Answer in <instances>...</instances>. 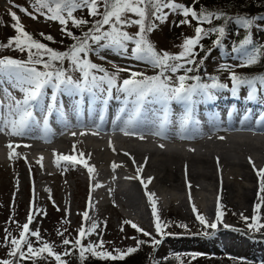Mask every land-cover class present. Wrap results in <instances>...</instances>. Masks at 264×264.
I'll return each instance as SVG.
<instances>
[{"label": "rangeland", "instance_id": "1", "mask_svg": "<svg viewBox=\"0 0 264 264\" xmlns=\"http://www.w3.org/2000/svg\"><path fill=\"white\" fill-rule=\"evenodd\" d=\"M195 1L198 0H177V2L189 7ZM14 4L28 8L29 12L32 11L31 0H0V43L6 44L10 37L16 35L14 29L11 27L13 21L8 15L10 9L17 12L21 23L25 26V30L34 37L40 36V33L51 35L54 37L53 44L61 48H66L72 43L70 38L62 35L61 25L58 22L49 21L43 16L32 19L14 7ZM260 4L263 5L264 0H261ZM165 11L167 12L168 10L165 9ZM86 14V12L76 13L77 16L82 15L84 17ZM254 14L255 16H262L264 15V9L258 10ZM182 19L185 18L179 13H169L164 22L155 21L156 27L148 36L158 51L177 54L182 50L180 46L183 41L194 35L196 26L194 21L191 24H181L180 21ZM261 23L264 24V22ZM236 27L239 26L234 23L233 28ZM136 30L135 27L128 29L132 33ZM241 31L243 36L244 31L242 29ZM252 34L257 43L264 42V29H253ZM233 44L234 42L230 41L229 45L214 48L210 57L207 58L208 62L200 69V71H203L201 74L206 77L217 76L221 82L229 84L230 87L229 73L227 70H221V66L236 65L238 63V60L235 58L237 54L231 51ZM11 55L25 58L27 53L20 52L14 47L0 48V58H10ZM104 55L108 57L109 61H114L121 67H131L133 71L152 72L155 70L145 62L107 52ZM91 58L97 64H103L106 68L112 70L110 63L98 59L96 55H91ZM65 66H67V63ZM236 69L238 68H233L234 71ZM122 78H128V73H120V82ZM4 84L9 90H12L11 85L6 81ZM50 91L48 89L49 93ZM226 91L230 93L229 90ZM244 92L246 90L241 89L240 94ZM14 95L17 97L21 96L19 91H14ZM61 95L67 98L71 97L69 95ZM117 95L121 96L119 101L123 102V95L116 93L114 90L113 96ZM257 96L264 100V95L258 93ZM156 104V106L160 105ZM74 106L66 105L62 108L67 107V110L72 112L70 107ZM180 106L173 102L170 107L172 112L175 110L177 114H180L182 108ZM174 114L175 112L171 116ZM72 115H68V118L71 120L74 117H71ZM77 117H84L86 120H90L92 114L91 112H87L85 114H78ZM260 118H264L263 113L260 114ZM81 120L64 122L56 135H50L47 138V142H40L33 132L25 131L23 136H12L6 132L0 133V258H8V248L3 246L5 228L13 236H18L20 229L17 228V223L15 222H18L20 225L26 223L28 213L34 203L35 207L44 209L46 215H36L33 223L30 225V229H39L41 237L53 243L55 251L58 253H63L65 247H69L62 245L63 238L74 240L78 235L77 230L82 225L89 227L91 223L95 222L99 227L95 233L85 238V244L88 242H98L102 237L106 242L105 249L108 251L114 248L124 251L130 245L142 248L148 256H146L147 258L141 264H161L168 260H172L170 264H213L211 260L206 259L207 257L198 255L193 259L191 256L192 253L201 254L203 251L208 250H214L215 252L219 250L227 258L235 259L244 256L255 258L258 262L264 263V242L260 241L257 244V242L249 237L250 235L263 234L264 230L256 233L247 229L240 214L243 213L244 216L251 217L253 211L248 209V203H245L244 199L240 196L236 195L233 197V194L236 193L234 190L241 193V191L243 192V187H254L257 185L253 178L251 181H247L244 173L248 172L256 175V169L264 168V131H250L243 127V131L251 132L245 134L242 133L243 131H239L242 129L235 131H232V129L226 130L221 124H218L217 126L206 127L203 130L204 132H199V136L197 134L186 135L182 139L170 141L163 140V138L158 137L159 135H154L151 131L142 130L138 127L139 131H135V134L125 135L124 132H105V130L94 128L91 123H84ZM177 127L182 128L181 123L178 122ZM246 128L249 127L246 126ZM140 136H143V139ZM162 137L164 136L162 135ZM220 137H223V139ZM107 141L108 143H106ZM175 141H182L183 143H176ZM10 142L14 146L19 145V147L15 148L16 152L17 148L21 150V153L17 152L18 155L11 159L9 158V149L7 147ZM100 143L103 144L100 145ZM96 147L100 148L96 149ZM179 147L183 149L181 150ZM173 150L175 151V155L172 152ZM80 153H83L84 156H80ZM57 154L73 155L77 159L86 158L87 163L95 169L92 177L90 178L88 170L83 164H76V166L70 162L64 163L65 161H60L57 164ZM173 155H177V165L171 161L167 163L170 165L175 164V174L170 171L169 175L164 178L165 170L161 160ZM41 157L43 158L42 160ZM101 157H104V159ZM133 158L135 163H133ZM206 158L209 160L207 165L202 161V159ZM249 158H251V163ZM113 163L117 164L118 167L113 169ZM250 164H254L256 169ZM137 165L143 166L139 179L133 178L137 175ZM204 166L206 167L204 168ZM184 170L186 171L184 172ZM160 171H163V173L161 174ZM203 172L207 174L210 172L209 175L211 177L205 176ZM235 174L237 175L236 179L234 178ZM149 177L152 180L148 184L147 191L155 193L154 199L157 201L161 220L170 224V227L165 229L166 233H171L169 235H159L155 232L151 205L148 201L146 190L140 182L141 179L147 181ZM96 183L102 186L96 188L94 187ZM225 184H227L228 198L232 199L230 201L235 202L236 206L234 203L235 207L232 212L228 207H225V210L221 209L224 213L222 217L223 224L217 223V228L229 225L230 227H236L241 232H237L238 235L231 233L230 236H239L240 238L226 244L225 250L223 249L224 251H222L215 242L214 233L211 228H204L196 220V213L193 212L192 207L200 203L201 210L195 206L198 212L204 215L210 223L217 222L215 218L217 203L219 201L220 204V199L222 200V197H220L221 189ZM90 187L92 188L91 206H89ZM257 194L255 197H257ZM197 198H199L198 202H196ZM53 201L55 202L54 204ZM257 202L259 201L256 198L255 203ZM237 203L239 207H237ZM262 206L261 216L262 221H264V205ZM84 211L89 212L90 219L88 221L83 220L82 213ZM125 221L135 223L151 233V237H146L142 233L137 232L131 227V224H125ZM182 224L186 225L187 228L179 226ZM58 231L64 233L63 237L57 234ZM205 232L207 235H204ZM243 232L246 236L240 235ZM225 236H229V232L220 235L223 241L225 240ZM133 237L136 239H133ZM153 238L159 239L161 241L160 244L153 246L151 242ZM31 239L34 246H39L36 245L34 237ZM137 239L145 241V246L137 245ZM223 241H218V244L222 247L225 246ZM186 254L190 256L187 257ZM69 256L63 257L67 263H70ZM225 256H223V259H226ZM23 263L33 264L29 260H25ZM36 264H56V262L54 258L49 257L45 262L40 259L37 260Z\"/></svg>", "mask_w": 264, "mask_h": 264}, {"label": "snow or ice", "instance_id": "2", "mask_svg": "<svg viewBox=\"0 0 264 264\" xmlns=\"http://www.w3.org/2000/svg\"><path fill=\"white\" fill-rule=\"evenodd\" d=\"M13 6L32 19L43 16L49 21L58 22L61 25L62 35L70 38L72 43L64 51L53 49L41 40L35 39L31 33L25 30L17 12L9 10L8 15L13 21L11 27L16 35L10 37L6 44L0 43V48L14 47L20 52H26L27 60L0 58V85L6 81L12 89L0 86V93H2L0 96V132H6L8 135L23 136L34 121L39 123L35 114L36 110H39L46 128L49 118L53 114H58L61 118L66 119L65 113L60 110L63 107L59 103L61 94L76 97V108L85 103V98L90 105L95 103L107 105L109 100L121 98L120 95L113 97L114 90L116 93L122 94L125 106L121 111L128 112V105L131 104V111L128 112V118L125 121L126 127L122 129L125 135L135 134L131 131V126L137 122L144 105L149 102L161 105L162 116L157 125L158 128H163L170 122L171 104L174 102L181 105L180 123L183 127L192 118L193 106L197 102V97L203 100H213L215 99L214 91L229 90L232 97L238 99L242 88L246 89L244 99L249 102L256 100L258 93L264 95V75H241L233 70V68L239 67H252L264 60V42L257 43L252 34L253 29H264V24L261 23L264 22V15L236 14L230 16L225 11L211 10L207 7H202L197 11L193 7L177 2V0H31V12L21 5L14 4ZM165 9L168 11L166 12ZM77 12H86L88 18L82 15L77 16ZM169 13L181 14L185 18L180 21L181 24L196 22L194 35L183 41L180 46L182 50L177 54L158 51L148 36L156 27L155 21L164 22ZM213 21H220V23L214 25ZM232 22L244 31V35L231 48V51L237 54L235 58L238 63L221 66V70L228 71L231 86L221 82L217 76H210L211 82L205 83L202 82L199 75H190L199 72L204 64V59H206V56L198 59L197 49L206 53L211 51V49H205L201 41L208 36L215 35L213 47H220L226 38V26ZM205 24L210 26L206 28ZM133 27L137 29L134 33L128 31ZM72 28L80 30V34L77 35L71 30ZM40 36L47 41H54V37L51 35L40 33ZM105 52L145 62L157 70L156 74L148 76L143 72L133 71L131 67H121L114 61H109L108 57L104 55ZM91 55H96L98 59L110 63L112 70L103 64L94 62L90 58ZM66 63L67 66H65ZM120 73H128V78H124L120 82ZM190 81H194V83H190ZM48 89L51 90L50 93ZM13 90L19 91L21 96L14 95ZM155 134L161 135V132L157 131ZM140 138L143 139V136ZM220 138L223 139V137ZM7 147L10 159L18 155L15 148L19 145L14 146L10 142ZM80 156H84V154L80 153ZM249 159L251 163V158ZM56 160L57 164L60 161L70 162L73 165L83 164L87 168L90 178L95 171L94 167L87 163V160L77 159L73 155L57 154ZM133 163H135L134 158ZM116 167L118 165L113 163L112 168ZM253 167L255 169L254 164ZM136 171L137 175L133 178L139 179L143 166H138ZM255 171L259 181L257 194L259 202L255 203L251 217L244 216L243 213L240 215L248 230L259 233L264 230V221L261 216V207L264 205V195H262L264 194V168ZM151 180L152 178L149 177L147 181L141 179L140 182L146 190L151 205L155 232L159 235H169L171 233H166L165 229L170 227V224L161 220L157 201L154 199L155 193L147 191ZM101 186L99 183L94 185L96 188ZM91 190L90 187L89 206H91ZM221 207L218 201L217 222H220L224 215ZM57 210L59 209L57 208ZM192 210L196 213V220L204 228H217V222L210 223L194 205ZM39 214L46 215V211L35 207L33 203L26 223L20 225L18 222L12 221L17 223V228L20 229L18 236H13L5 228L3 246L8 248V258H0V264H23L25 260L36 264L37 260H47L49 257L54 258L56 264H67L63 257L73 254L74 251H78L81 261L86 258V254L102 260L115 261L122 260L138 250L137 247H129L126 251L120 249L108 251L105 249L106 242L102 237L98 242L85 244V238L95 233L99 227L97 223L93 222L89 227L82 225L77 230L78 235L74 240L63 238L62 245L69 247H65L63 253H58L55 251L53 243L41 237L39 229H30L35 216ZM82 217L84 221H88L90 219L89 212L84 211ZM124 223L131 224L132 228L146 237L152 235L135 223L130 221ZM179 226L187 228L183 224ZM224 227L227 228L229 225H224ZM234 230L240 231L239 229ZM57 234L62 237L64 235L60 231ZM204 235L207 233L205 232ZM32 237L35 238L36 245L39 246H34ZM133 239L136 238L133 237ZM136 242L137 245L145 243L139 239ZM151 242L155 246L159 245L161 241L153 238ZM198 255L201 254H191L193 259Z\"/></svg>", "mask_w": 264, "mask_h": 264}, {"label": "trees", "instance_id": "3", "mask_svg": "<svg viewBox=\"0 0 264 264\" xmlns=\"http://www.w3.org/2000/svg\"><path fill=\"white\" fill-rule=\"evenodd\" d=\"M261 0H198L195 1L193 3V5L191 7H193L194 9H196L197 11H199L202 7H207L208 9L211 10H222L225 11L228 15L230 16H235L236 14H246V15H252L255 16V12H257L258 10L264 9V4H260ZM85 18L87 17V14L85 16ZM195 25L196 22L194 21ZM220 23V21H213L214 25H218ZM210 25L205 24L204 27H209ZM234 27V22L227 24L226 26V38L223 40V43L221 46L224 45H229L230 41H233L234 43L238 42L243 36H242V31L239 27L233 28ZM73 32H75L77 35L80 34V30L78 29H71ZM35 39L41 40V42L48 44L50 47H52L53 49L59 50V51H64L66 50L68 47L66 48H61L60 46H55L53 44L52 41H47L45 40L43 37L41 36H35ZM216 39L215 35H211L208 36L206 38H204L201 41V44L204 46L205 49H211L210 52L206 53L204 51H199V49H197V51L199 52V58H203L206 56V59H204V64L202 67H204L206 65L207 58L210 57L212 51L214 50L213 47V41ZM10 58H16V59H20V60H27V56H25V58L21 57V56H17V55H11ZM91 58V57H90ZM92 59V58H91ZM94 61V60H93ZM95 62V61H94ZM156 69L152 72H148V71H137V72H143L148 76L154 75L156 74ZM236 72L238 74L241 75H249V76H259V75H264V60H262L260 63L252 66V67H240L238 69H236ZM201 73H203V71L199 72H194L191 73L190 75H199L201 77L202 82L205 83H210V79L209 77L203 76ZM124 78L121 79V82ZM190 83H194V81H190ZM222 91V90H219ZM60 224H62L61 221H59ZM63 225V224H62ZM64 227H66L64 225ZM142 246H145V243L142 244ZM129 247H133V246H128ZM127 248L124 250L126 251ZM115 249V248H114ZM113 251V250H111ZM115 254V253H114ZM148 256V254H146L144 252V250L142 248H138V250L134 253H131L129 255H127L124 259L122 260H102L96 257H92L90 254H86V258L81 261L79 259L78 256V251H74L73 254H71L69 256V260L70 263L67 264H141V262L146 259ZM183 256V255H181ZM186 256H190L189 254H186ZM202 257H207L206 259H209L212 261L213 264H261L259 262L256 261H252L249 259H232V258H227L223 259L224 255L218 253V252H211L210 250L208 251H203L201 253ZM51 258V257H50ZM41 261H47L45 259H40ZM225 261V263H223ZM172 260H168L165 261L161 264H170ZM24 264V263H23Z\"/></svg>", "mask_w": 264, "mask_h": 264}, {"label": "bare ground", "instance_id": "4", "mask_svg": "<svg viewBox=\"0 0 264 264\" xmlns=\"http://www.w3.org/2000/svg\"><path fill=\"white\" fill-rule=\"evenodd\" d=\"M1 86V85H0ZM20 93V92H19ZM20 95H21V93H20ZM0 96H2V93H0ZM94 113L92 114V116H99L100 115V111H97V110H92ZM87 112V111H86ZM89 112V111H88ZM76 113H78V111L76 112ZM110 113V112H109ZM111 114V113H110ZM110 115L109 114H106V117H109ZM230 124L231 123H227V125H229L230 126ZM106 125H107V127H102L101 125H100V127H98L97 129H100V130H105V132H113V131H117V132H124L122 129H124L126 126H122V125H120V123L118 122V121H115V122H108V123H106ZM222 125V124H221ZM223 126V125H222ZM159 129H162V128H159ZM245 129L246 130H250V128H246L245 127ZM209 130V129H208ZM208 130H206V131H208ZM218 130V129H217ZM221 130V129H220ZM223 130V129H222ZM252 130V129H251ZM250 130V131H251ZM131 131H133V132H135V131H139V129L136 127V126H131ZM147 131H150V130H147ZM219 131V130H218ZM256 131L257 132H261V131H264V129H261V128H258V129H256ZM255 131V132H256ZM142 132V131H141ZM152 132V131H151ZM204 132V131H203ZM217 132V131H216ZM256 132V133H257ZM153 133V132H152ZM150 134V133H149ZM154 135H156L155 133H153ZM199 134V133H198ZM197 134V135H198ZM258 134H260V133H258ZM264 134V133H263ZM201 135V134H200ZM199 136V135H198ZM164 137H167L168 139L167 140H171V138H169L168 136H164ZM189 137V136H188ZM205 137V136H204ZM117 139V138H116ZM199 139H200V137H199ZM197 140V139H196ZM96 141V140H95ZM109 141V140H108ZM108 141L106 142V143H108ZM119 141V140H118ZM121 141V140H120ZM198 141H200V140H198ZM103 143H105V142H103ZM103 143H100V145L101 144H103ZM206 143V142H205ZM108 145V144H107ZM92 146V145H91ZM183 147V146H182ZM97 148H100V147H96V149ZM180 148V147H179ZM184 148V147H183ZM183 148H180L181 150L183 149ZM62 150V149H61ZM177 151V150H176ZM185 151V150H184ZM184 151H183V153H184ZM17 152H19V153H21V150L19 149V148H17ZM70 152V151H69ZM155 152V151H154ZM173 152V154H174V150L172 151ZM65 153H66V151H65ZM164 153H166V151H164ZM180 153V152H179ZM182 153V152H181ZM68 154V153H67ZM98 154H99V152H98ZM167 154V153H166ZM176 154H178L177 152H176ZM175 155V154H174ZM171 156V157H165V158H163L162 160H161V163H162V165H163V168H164V170H165V174H164V178L165 177H167L168 175H169V173H170V171L171 172H173L174 174H175V164L174 165H170V164H168L167 162L168 161H171L172 163H176L177 161H178V158L176 157V156ZM181 155V154H180ZM193 155V154H192ZM21 156V155H20ZM86 156V155H85ZM161 156H162V154H161ZM187 157V156H186ZM214 157V156H213ZM219 157V156H218ZM83 158V157H82ZM100 158V157H99ZM102 159H104V157H101ZM217 158V157H216ZM86 159V158H85ZM93 159H96V158H93ZM98 159V158H97ZM111 159H113V158H111ZM193 159V158H192ZM197 159V158H196ZM225 159V158H224ZM87 160V159H86ZM99 160V159H98ZM97 160V161H98ZM106 160V159H105ZM160 160V159H159ZM158 160V161H159ZM195 161V160H194ZM201 161V160H200ZM202 161L203 162H205L206 163V165H207V162H209V160H207V158L206 159H202ZM222 161V160H221ZM131 162V161H130ZM184 162V161H183ZM219 162V161H218ZM151 163V162H150ZM224 163V162H223ZM232 163V162H231ZM230 163V164H231ZM111 164V163H110ZM156 164V163H155ZM158 164V163H157ZM201 164V163H200ZM221 164V163H220ZM248 164V163H247ZM176 165H177V163H176ZM181 165V164H180ZM196 165V164H195ZM251 165V164H250ZM77 166V165H76ZM79 166V165H78ZM137 166H139V165H137ZM142 166V165H141ZM145 166V165H144ZM209 166V165H208ZM207 166V167H208ZM227 166V165H226ZM240 166H241V164H240ZM251 166H253V165H251ZM206 166H204V168H205ZM210 167V166H209ZM216 167V166H215ZM159 168V167H158ZM183 168V167H182ZM135 169V168H134ZM217 169V168H216ZM222 169V168H221ZM253 169V168H252ZM251 169V170H252ZM255 169H256V167H255ZM145 170V169H144ZM149 170V169H148ZM177 170V169H176ZM201 170V169H200ZM179 171V170H178ZM186 170H184V172H185ZM206 171H208V170H206ZM216 172H217V170H215ZM219 171V170H218ZM161 172V171H160ZM196 172H197V170H196ZM145 173H148V172H145ZM163 173V171L161 172V174ZM172 173V174H173ZM187 173V172H186ZM199 173V172H198ZM230 173V172H229ZM155 174V173H154ZM201 174V173H200ZM199 174V175H200ZM203 174L205 175V176H209V177H211L209 174H210V172H209V174H207L206 172H203ZM227 174V173H226ZM231 174H233V173H231ZM230 174V175H231ZM237 174V173H236ZM234 175V178L235 177H237V175ZM224 175V174H223ZM244 175L247 177V181H251L252 180V178L254 179V181L257 183V185L256 186H254V187H250V186H245V187H243L244 189H243V192L241 191V193L240 192H237L236 190H234V192H236V193H234L233 194V197H235L236 195H238V196H240L242 199H244V201H245V203H248V209L250 210V211H253V209H254V205H255V200H256V198L257 197H255V195H256V193H258V190H259V181H258V177H257V175H254V173L253 174H250V173H248V172H246V173H244ZM155 176V175H154ZM202 176V175H201ZM200 176V177H201ZM215 176V175H214ZM221 176V175H220ZM219 176V177H220ZM21 177V176H20ZM23 177V176H22ZM156 177V176H155ZM216 177V176H215ZM244 177V176H243ZM156 178H158V177H156ZM163 178V177H162ZM43 179V178H42ZM159 179V178H158ZM198 179V178H197ZM217 179H219V178H217ZM236 179V178H235ZM245 179V178H244ZM164 180V179H163ZM174 180V179H173ZM185 180H187V179H185ZM209 180V179H208ZM222 180V179H221ZM154 181V180H153ZM162 181V180H161ZM166 181V180H165ZM170 181V180H169ZM220 181V180H219ZM224 181V180H223ZM228 181V180H227ZM157 182H159V181H157ZM163 182V181H162ZM239 182V181H238ZM156 183V182H155ZM160 183V182H159ZM174 183H175V180H174ZM178 183V182H177ZM158 184V183H157ZM193 184H194V182H193ZM163 185V184H162ZM172 185V184H171ZM197 185V184H196ZM185 186V185H184ZM188 186H189V184H188ZM227 184H225L224 185V187L221 189V196L220 197H222V200L220 199V205L222 206L221 207V209H224L225 207H228V209L232 212L233 211V208L236 206V203H235V206H234V203L232 202V201H230V200H232V199H229L228 198V195H227ZM178 187V186H177ZM191 187V186H190ZM197 187H198V185H197ZM238 187V186H237ZM237 187H235V188H237ZM233 188V187H232ZM171 189V188H170ZM190 189V188H189ZM192 189V188H191ZM227 189V190H226ZM238 189V188H237ZM195 191H196V189H195ZM215 191H216V189H215ZM220 191V190H219ZM218 191V192H219ZM190 192V191H189ZM192 193H194V192H192ZM253 193H254V195H253ZM193 196V195H192ZM231 196V195H230ZM118 198V197H117ZM238 198V197H237ZM172 199V198H171ZM175 199H176V197H175ZM192 199V198H191ZM198 199L199 198H197V201L196 202H198ZM192 201V200H191ZM96 202H97V200H96ZM172 202V201H171ZM174 202V201H173ZM195 202V203H196ZM200 202V201H199ZM203 202V201H202ZM240 202V201H239ZM238 202V203H239ZM170 203V202H169ZM175 203V202H174ZM179 203V202H178ZM182 203V202H181ZM194 203V202H193ZM238 203H237V205H238ZM98 204H99V202H98ZM106 204V203H105ZM183 204V203H182ZM200 203H197L195 206L196 207H198L200 210H201V204L199 205ZM239 204H241V203H239ZM181 205V204H180ZM246 205V204H245ZM106 206V205H105ZM167 206V205H166ZM185 206V205H184ZM187 206V205H186ZM192 206V205H191ZM241 206V205H240ZM104 207V206H103ZM172 207V206H171ZM182 207H183V205H182ZM203 207V206H202ZM237 207H239V205L237 206ZM263 207V206H262ZM261 207V208H262ZM130 208V207H129ZM167 208V207H166ZM193 208V207H192ZM209 208V207H208ZM216 208V207H215ZM242 209H243V207H241ZM97 209V208H96ZM189 209V208H188ZM202 209H204V208H202ZM226 209V208H225ZM224 209V210H225ZM95 210V209H94ZM179 210V209H178ZM238 210V209H237ZM244 210V209H243ZM180 211H181V208H180ZM203 211V210H202ZM246 212V211H245ZM248 212V211H247ZM164 213V212H163ZM246 216V215H245ZM216 218V217H215ZM218 224H220V225H222L223 224V221H222V219H221V221L220 222H217Z\"/></svg>", "mask_w": 264, "mask_h": 264}]
</instances>
